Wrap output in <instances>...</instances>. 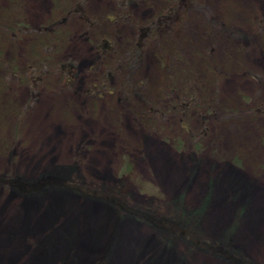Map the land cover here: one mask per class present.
<instances>
[{
  "label": "rangeland",
  "instance_id": "obj_1",
  "mask_svg": "<svg viewBox=\"0 0 264 264\" xmlns=\"http://www.w3.org/2000/svg\"><path fill=\"white\" fill-rule=\"evenodd\" d=\"M83 1L88 21L70 14L54 53L56 61L77 65L74 84L63 87L62 78L49 75L31 100L26 84L2 80L0 67V175L14 166L27 180L53 173L118 185L149 204L136 190L140 177L161 190L166 206H181L204 239L264 264V32L256 27L264 0H191L187 27L166 45L191 64L203 102L185 115L166 110L150 123L140 112L148 106L144 97L157 95L166 81L160 43L148 44L131 65L133 77L143 79L138 94L124 98L119 88L86 96L83 88L93 78L92 41L107 35L121 52L133 24L165 0ZM57 15L54 0H0V16L30 29ZM35 37L30 32L13 41L0 34V58L22 66L34 54ZM207 103L215 110L203 123L198 116ZM127 159L131 168L122 172ZM118 216L72 193L27 199L0 186V264H225Z\"/></svg>",
  "mask_w": 264,
  "mask_h": 264
},
{
  "label": "trees",
  "instance_id": "obj_2",
  "mask_svg": "<svg viewBox=\"0 0 264 264\" xmlns=\"http://www.w3.org/2000/svg\"><path fill=\"white\" fill-rule=\"evenodd\" d=\"M119 2L123 4L124 0H119ZM83 3V0H54L59 15L54 17L50 23H45L34 29H30V26L24 21L9 20L0 16V34L6 35L8 39L15 41L20 35L30 32L36 36L31 45L34 54L32 57H27L22 66L0 58V67L3 68L2 78H4L2 80L11 84H26L31 100L37 95L39 88L46 83V78L49 75L54 74L62 78L60 80L63 87L67 84H74L78 77L77 65L72 60L56 61L54 53L62 39L63 23L70 14L77 13L79 17L88 21L83 10ZM189 5L192 7L191 0H165L145 21L133 24L131 39L121 52L115 49L114 43L107 35H99L96 40L92 41L94 60L91 65V73L93 78L85 84L83 94L86 96L115 94L119 88L121 93H117L124 98L138 94L142 90L143 79L133 77L131 65L139 59L148 44L154 42L160 43L162 48L159 57H164V59L162 61L159 59V61L162 67H166L164 71L166 81L157 95L151 99L144 97L148 106L140 112V116L150 123V120L156 121L157 118L165 116L163 112L166 110L185 115L194 104L200 105L203 98L197 93V84L193 83L196 80L191 64L185 62L180 54H176L166 45L176 29L187 27L184 18L185 11L191 8ZM256 27L259 31L264 32V8L257 11ZM114 79L118 80L117 88L111 86ZM203 108L198 117L204 123L205 120L213 116L215 106L212 103H207ZM178 143H180L179 139ZM178 143L177 148L179 147ZM194 145L201 147L199 143ZM130 168L131 162L127 159L124 161L121 171L129 172ZM0 186L12 189L16 194L27 199L42 196L46 200L49 194L72 193L102 202L110 207L115 214H118L119 218H128L148 224L161 241L180 238L191 249L216 257L225 264H254L249 258L239 251L229 248L221 240L204 239L196 228V224L190 223L188 215L184 213L181 206L175 209L166 206L161 190L140 177L135 178V187L137 191L146 195L149 204H138L133 200L131 194H122L118 185L115 187L98 186L76 177L53 173L42 174L27 180L17 173L14 166L0 175ZM182 197V194L178 196L179 199ZM200 211H202L201 207Z\"/></svg>",
  "mask_w": 264,
  "mask_h": 264
}]
</instances>
